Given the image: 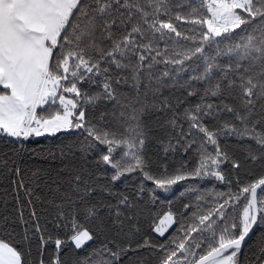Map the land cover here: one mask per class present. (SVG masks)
<instances>
[{
  "label": "snow or ice",
  "instance_id": "snow-or-ice-1",
  "mask_svg": "<svg viewBox=\"0 0 264 264\" xmlns=\"http://www.w3.org/2000/svg\"><path fill=\"white\" fill-rule=\"evenodd\" d=\"M58 133L78 137L82 158L50 152L49 167L26 183V142ZM0 138V181L16 202L15 215L0 213V264H30L21 245L33 239L38 264L48 246V264H64L63 249L97 241L75 264H264V0H0ZM245 165L258 166L259 177L242 183ZM137 178L132 193L113 190ZM193 180L229 190L154 217L141 236L145 197L154 203ZM41 186L59 199L50 201L51 223L70 224L66 239L40 223Z\"/></svg>",
  "mask_w": 264,
  "mask_h": 264
},
{
  "label": "trees",
  "instance_id": "trees-1",
  "mask_svg": "<svg viewBox=\"0 0 264 264\" xmlns=\"http://www.w3.org/2000/svg\"><path fill=\"white\" fill-rule=\"evenodd\" d=\"M197 3H199V0H196ZM258 22V21H257ZM257 22H253V24H250L247 26L246 33H251L253 25ZM246 33H241L240 36L236 37V41L238 42L242 37L246 35ZM226 58H221V63H226ZM129 103L134 102L132 100L131 95L129 96L128 101ZM193 103L196 101L193 100ZM138 106V105H137ZM150 123H152V126L155 128L154 121L156 120V116H152L151 118H147ZM113 124L115 126H119L116 124L115 121H113ZM122 130V129H121ZM229 150L231 152L236 153V155L243 159V151L240 145L237 144L235 140H229ZM0 147H3L2 144V138H0ZM26 148L27 152L25 154V160L27 161V165L25 167V180L26 183L31 184V181L28 179L31 177L32 171H35L36 169H47L49 167L48 163H45L46 158L48 157V154L50 152L55 153L57 157L60 156L61 150L64 151L69 157H73V154H75L74 159L79 162V160L82 158L81 154L78 151V137L74 135H69L67 133H58L56 136H42L37 138H30L29 141L26 142ZM69 149L72 151L69 152ZM153 159H156L155 150L153 149L152 152ZM189 156H176L175 159H169L168 163L170 166H175L181 159H189ZM58 163V161H57ZM95 171V170H94ZM227 179L232 182L231 187L233 190L236 188L235 181L237 180V174L236 170L231 169L230 166H227L225 169ZM260 168L258 166H251V165H245V168L240 171L239 179L242 183H248L252 179H256L260 175ZM248 173H251L249 175ZM97 175H100L99 171H96ZM101 185L107 184L108 180L106 177H102V179L99 182ZM139 184V178L134 180H129L125 182L122 180L119 182L116 186H114L113 190L116 192H122V193H132L135 188ZM191 187L195 189V191H185V188ZM7 188V193L3 191V189ZM229 186L228 184H222L214 180H203V181H185L181 182V184H178L173 187L172 191L169 193H163L158 192L159 199L156 200L154 203L149 201L147 197H145L144 201L140 203L139 209L137 210V217L139 221V227L141 228V236L145 233L149 232L150 226L152 224L153 218L156 216H162L164 213L168 211L178 212L183 210V205L185 203H189L190 201L195 200V197L197 195L203 194L206 199L211 202V197L214 196L217 192H224L228 191ZM184 193L183 196H181V193ZM40 194L42 195V202H36L35 207L38 214H40V223L41 225H45L47 223V228L49 233L55 238L57 235L62 238L66 239L68 235H70V224L69 227L66 229L64 227H61L59 229H54L53 224L51 221L54 220L56 216L57 209L54 206L53 203L50 201L55 199L56 203H59V199L54 196V194H50L48 192L47 188H44L41 186ZM14 193L12 192V187L9 185L8 181H0V213H5L7 211L8 214L15 215L14 208H15V200H14ZM21 201L25 204V218L28 217V211L29 207L26 204V197L24 195L23 190L20 192ZM7 199V209H5L4 205V199ZM95 198L97 200H101L104 202H108L109 198H107L105 193L98 192L95 194ZM112 203L115 202L114 199L111 200ZM142 213V214H141ZM85 227L94 229L95 225L91 224L87 221H84L81 218L80 221ZM175 227V225L173 226ZM172 230L170 229L169 232ZM17 241L20 240V238L23 235L24 232V226L18 225L17 229ZM167 235V234H166ZM122 241L125 240V237L120 238ZM136 240L140 239V236L135 237ZM257 236L253 235L252 240H256ZM252 241H249V244H251ZM99 244V241L96 242V244H93L92 242H88V244L85 245L83 249L76 250L74 246H68L65 249H63L61 253V258L64 261V264H75V261L78 258H82L88 254L89 251H91V248L97 247ZM91 245V247H89ZM21 247L25 251L30 250V255L28 256V260L30 264H38L40 260V254L38 252V245L35 239H33L30 243L25 242ZM247 249H245V252L247 253ZM55 254V248L54 245L48 246L45 249L44 254V260L45 264H48L50 259ZM136 257H133L131 261L125 260V264H135Z\"/></svg>",
  "mask_w": 264,
  "mask_h": 264
}]
</instances>
